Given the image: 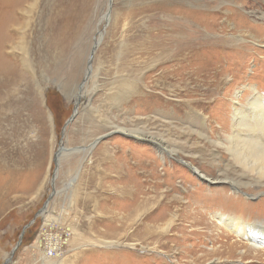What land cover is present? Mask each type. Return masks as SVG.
Here are the masks:
<instances>
[{
	"label": "rangeland",
	"instance_id": "1",
	"mask_svg": "<svg viewBox=\"0 0 264 264\" xmlns=\"http://www.w3.org/2000/svg\"><path fill=\"white\" fill-rule=\"evenodd\" d=\"M187 7L193 10L189 19L180 13ZM206 9L212 17L198 21ZM232 10L263 25L253 28L256 39L244 24L236 29L238 18L226 19ZM262 10L264 0H208L207 7L204 0H38L31 28L16 49L23 63L28 57V65H20L28 83L4 95L12 103L0 129L7 165L0 184L15 190L0 196V264L15 248L9 264H264L254 253L241 260L242 243L228 259L210 253L224 249L217 236L229 232L215 214L264 203V189L242 188L246 192L235 195L229 184L201 178L189 167L219 174L224 167L209 163L206 135L228 133L225 116L234 98L245 102L251 86L264 92ZM198 31L206 39L193 41L197 69L208 84L221 73L212 93L204 91L203 76H194L190 85L206 105L210 128L176 105L187 95L162 93L154 85V54H171ZM210 39L226 43L217 41L211 49L204 45ZM152 133L175 151L170 147L163 154L149 139ZM57 235V254L48 257L47 240ZM237 239L230 235V243Z\"/></svg>",
	"mask_w": 264,
	"mask_h": 264
},
{
	"label": "bare ground",
	"instance_id": "2",
	"mask_svg": "<svg viewBox=\"0 0 264 264\" xmlns=\"http://www.w3.org/2000/svg\"><path fill=\"white\" fill-rule=\"evenodd\" d=\"M37 1L38 0H0V97L6 95L10 87L17 86L19 82L28 83L27 77H25L24 73L21 71L22 65H28V57H25L26 61H24L25 63H23L22 60L17 56L16 49L17 47H19L21 40L26 39L27 32L31 28V18L35 10ZM204 5L205 7H207L208 0H204ZM192 11L193 10L191 8L187 7L186 9L181 10L180 13H182L185 18L189 19L190 13ZM232 11L228 16H226V19L233 20L238 18L240 22L237 24L236 29L240 28V26L244 24V29L246 30L245 33L256 39V34L253 32V28L255 26L258 27V25H260L261 28L263 27V25H261V23L250 24L248 18L242 11ZM262 11L263 12H261V18H264V10ZM257 13L258 12H255V14ZM201 15L202 16L200 18L198 17V21L201 22H206L212 17L211 15H209V10L207 9L203 10ZM48 24L50 25V20ZM201 26H204L206 28V25L201 24ZM193 35L195 36V38L180 41L177 44L176 49L172 50L171 54H164L161 52H156L154 54V62H156L154 65H157V67H159V73L154 85L159 91H162V89H171L177 95H187L189 97L187 100L176 103V105L182 108L186 107L188 118L198 119V122L203 127L207 126L208 128H210L211 121L209 116L206 114V105H204L198 99H195L193 87L191 88L190 85H192L194 76L195 79L198 77V75L203 76L202 82H206L205 84H203V86L207 87V89L204 91H206V93H212V91L216 90V85L219 84L217 80L221 76V73L215 74L211 82L208 84V79H206L207 76L205 75L204 71L201 69H197L199 66L198 60L200 59V55L198 52V48L196 49L193 44L194 40H205L206 37H204V31H198V33ZM262 38L264 39V36ZM217 41L223 40L210 39L205 41L204 45L210 47L211 49H217L215 45ZM223 42L224 43H222V45L226 43L225 41ZM243 44H245V42H243ZM241 47L243 46H240L238 44V49H242ZM148 54H151L152 57V53ZM162 63L165 64L164 67L162 66ZM87 73L89 74V70ZM155 100L161 101V96L157 95L155 97ZM165 101L166 102L164 103L169 102L167 100ZM10 103H12V99H7L5 98V96L4 100L0 102V129H3V122L5 121V119H7V117H4V111L9 105H11ZM230 110V116H225V121H227L230 125V130L228 131V133L225 134L224 132H222L221 134H219L210 131L208 133L209 135H206L211 141L212 145L209 154V163H211L212 166H222L224 168L220 170L219 174L209 176L208 174L203 173L198 165H190L189 167L194 170V172L198 173L201 178L211 181L213 180V182L216 183L221 182L229 184V186L227 187H231L232 189H234L235 195L241 192H246L242 191V188L246 189L248 187H252L253 189H255V191L264 189V92L259 90L258 87L251 86V93L246 97L245 102L240 101V96L234 98ZM110 134L111 133H109L108 135ZM139 136L137 135V137ZM150 136L151 138L149 139L151 141L158 142L157 144L160 145V151L163 152V154L165 152H170V145L169 147L163 145V141L159 142L157 137H155L154 139L153 133L150 134ZM103 137L98 138V140L96 141H99ZM2 139L3 136L0 137V145L2 143ZM95 146L96 144H93L91 146V149ZM86 148L87 147H85V149ZM68 149L69 152L72 150L79 151L80 149H84V147L79 146ZM171 150L175 151L173 147H171ZM61 154H58L57 156L58 162L59 156ZM6 166L7 165L4 163V159L0 149V172H2L6 168ZM13 173L16 175L15 171ZM1 187L5 189L2 190ZM14 190L15 189L12 188V186L9 185L8 182H6L0 186V196L7 192H14ZM254 197H256V194H254ZM238 202L239 201H237V203ZM243 202L246 201L243 200ZM241 204V206L246 205V203L245 205L243 203ZM141 206L142 204L137 205V207L139 208ZM247 206L248 207H246V210L242 211L241 213L235 212L234 214H227L223 209L224 211L221 210L220 212H217L215 214L218 223L224 226L229 232L223 230V234L217 236L218 238H223H219V241H216L222 242L220 248L223 247L224 249L218 251L219 248L216 249L213 247L210 252L213 254V256H221L220 258L225 259H228L229 257L231 258L236 253L237 246L242 243L245 251H243L244 255L241 256V260L250 258L251 254L254 253V258L260 259L261 262H264V203H257L254 204V206ZM255 209L260 210L262 216H254L253 211ZM170 222L168 225H170ZM232 233L237 235L239 239H237L235 242L230 243L229 239ZM53 246L55 248L57 247V245ZM46 254L48 257H52L57 253H55L54 255H49V252L47 253L46 251Z\"/></svg>",
	"mask_w": 264,
	"mask_h": 264
},
{
	"label": "water",
	"instance_id": "3",
	"mask_svg": "<svg viewBox=\"0 0 264 264\" xmlns=\"http://www.w3.org/2000/svg\"><path fill=\"white\" fill-rule=\"evenodd\" d=\"M97 46H98V41H96L95 45L93 46V48H92V50H91V53H90V56H89V59H88V68L91 67V62H92V59H93V57H94V53H95V51H96V49H97ZM89 74H90V73H89ZM89 74H88V73L86 74L85 78H84L83 81L80 83V85H83V83L86 82L87 77H88ZM73 117H74V115H73ZM60 150L69 151V149H67V148H65V147H63V146H61V149H60ZM58 154H60V152H58L56 155L58 156ZM57 156H56V157H57ZM57 159H58V157H57ZM57 163H58V160H57ZM54 177H56V175H54ZM43 210H44V209H41V210L36 214V216H37L38 214L42 213ZM28 226H29V225H27V226L25 227V229H24L23 232L21 233V236L24 235V233H25V231H26V228H27ZM21 240H22V237H21ZM19 244H20V243H19ZM16 249H17V248H15V249L12 251L11 255L6 259V261H5L3 264H9V263L11 262V259H12V257L14 256V253H15Z\"/></svg>",
	"mask_w": 264,
	"mask_h": 264
},
{
	"label": "built area",
	"instance_id": "4",
	"mask_svg": "<svg viewBox=\"0 0 264 264\" xmlns=\"http://www.w3.org/2000/svg\"><path fill=\"white\" fill-rule=\"evenodd\" d=\"M58 236H60V235H57V236H55L54 238H50V239L47 240V245L45 246V251H48V252H49V255H54V254L57 252V248L53 247L52 244L55 243L56 238H57ZM62 240H63V238L61 239V244L58 246V250H60V248L63 247V245H62V243H63ZM60 252H61V251H60Z\"/></svg>",
	"mask_w": 264,
	"mask_h": 264
}]
</instances>
